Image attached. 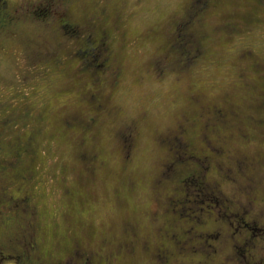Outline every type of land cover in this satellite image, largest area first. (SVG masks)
Returning a JSON list of instances; mask_svg holds the SVG:
<instances>
[{
  "label": "rangeland",
  "instance_id": "374dc122",
  "mask_svg": "<svg viewBox=\"0 0 264 264\" xmlns=\"http://www.w3.org/2000/svg\"><path fill=\"white\" fill-rule=\"evenodd\" d=\"M39 1L43 0H0L6 9L20 14L13 24L19 23L18 29L12 26L0 32V104L2 107L7 104L9 109L14 100L19 112L24 107L29 109L31 116L23 117L16 130L23 140L32 134L35 138L30 157L18 148L17 158L11 159L15 149L3 144L0 186L4 185L9 192L18 187L26 190L39 210L30 216L20 214L17 219L11 218V212L0 217V264H19L18 254L22 253L31 256L32 264L39 260L43 264H194L189 258L196 262L201 259L200 254L165 261L158 250L162 241L157 228H166L169 218L188 219L173 216L170 206L165 204L167 196L173 197L181 190L179 182L174 181L177 171L186 175L187 167L193 169L200 163L196 158L189 159L183 146L173 147L177 152L168 150L170 138L173 139L170 132L186 133L199 146L214 143L212 139L204 143L202 129L208 136H232L229 148L257 161V169L238 172L239 182L249 177L250 188L264 196V134L260 130L264 124V104H254V94L261 84L253 89L249 84L257 77L250 61L255 57L264 59V6L253 8L249 0H217L219 7L215 6V13L204 7L205 0H199L196 4L203 13L198 28L208 36L203 35L204 49L193 61L195 52L188 51L190 42L183 43L185 38L180 30L177 37L180 46L173 48L169 40L175 36L172 32L176 24L187 22L189 4L195 0H123L119 6L112 0L97 15L95 9L102 5L101 0H87L84 6L94 8L97 24L93 28L92 24L86 25L78 38L60 29L62 19L68 14L58 4L63 0H47L54 16L42 14L38 7L44 4ZM69 8L75 10L76 6ZM83 8L81 5V12L76 16L74 12L73 18L81 17L83 21L86 11ZM106 10L115 18L100 19L105 17ZM247 12L259 16L258 22L246 21L241 14L245 16ZM225 17L229 20L226 26ZM233 23L238 29L226 32ZM90 29L96 37L102 30L111 29L107 54L113 59L107 68L112 69L113 80L111 74H105L110 77V85L104 83L103 95L100 94L105 106L92 123L89 120L96 108L87 103L85 92H93L91 87L98 89V86L78 66L81 57L76 53L85 45L88 32H93ZM61 31L63 35H59ZM42 35L50 39L51 47L63 46L65 50H59V58L65 60V65L57 64L53 57L35 58L37 53L32 50V43L33 40L47 43ZM57 36L63 43L58 44L61 39H55ZM118 67L120 76L114 71ZM117 79L118 85L112 86V81ZM224 108L236 111V115H229L239 118L224 126L220 133H213L215 122L209 116L216 113L215 109L222 114ZM1 109L0 119L4 116ZM89 125L91 130L87 129ZM128 131L133 136L129 153L124 142ZM12 132L6 131L5 135ZM81 148L87 151L86 156L80 152ZM171 160L174 163L185 160V165L176 169V165L169 166ZM17 170L19 175H11ZM209 173L215 178V169ZM164 174H169L172 180L163 178ZM220 183L227 195L233 194V181L223 178ZM78 186L87 187L92 194L84 204L75 194ZM66 188L73 189V198ZM2 197L0 204H6ZM25 200L17 203L27 205ZM219 201L228 204L222 197ZM262 205L256 209L260 213L257 224L251 223L249 228L255 235L261 234L252 240L251 251L246 252L247 261L242 260L246 250L235 252L238 264H248L251 256L254 263L264 261ZM184 211L191 214L190 209ZM74 243H81V250L75 251ZM226 245L220 256L232 251ZM153 250L159 252L154 254ZM224 260L216 257L213 264H223Z\"/></svg>",
  "mask_w": 264,
  "mask_h": 264
},
{
  "label": "trees",
  "instance_id": "16d2710c",
  "mask_svg": "<svg viewBox=\"0 0 264 264\" xmlns=\"http://www.w3.org/2000/svg\"><path fill=\"white\" fill-rule=\"evenodd\" d=\"M86 1L87 0H63V3H62V1L58 2V4L61 3L62 7H65V8L66 7L68 8L69 6H76L75 10L70 8L71 12L69 11V13H68L66 11L68 14H66V16L62 19L63 20L62 24L60 23L61 27H63L60 29H64V30L66 29L67 31L72 32L73 34L71 37H73V38L74 37L75 38L81 37L80 35L84 31V28L86 27V25L89 26L90 24H92V28H93V26H96V24H97L96 23L97 18H93L94 8L93 9H91V8L85 9L84 4ZM110 1H112V0H110ZM198 1L199 0H197V1L195 0V2H191L189 4L190 15H188L189 17L187 18V22L186 21L184 22V20H183V22H181L180 26L177 29L178 31L176 30V32L174 34L175 36L174 37L172 36L173 39L169 40L170 45L173 48L180 46L179 44H177L179 42L178 41L179 39L177 37H178V32L181 31L180 34L183 35V38H185V39H183V43H185L186 41L190 42V44H188V46H187L188 48L190 47L188 49V51L191 53L195 52L194 53L195 55L193 54V61H195V58H197L200 55L201 51L204 49L203 35L205 37L208 36L202 30H200V28H198L199 25L201 24V20H202L201 14L203 13L200 10L201 8L196 4ZM205 1L206 2L204 4V7L205 8L208 7L207 9L211 10L210 12L214 11L215 13H217V11L215 10L216 9L215 6L219 7V2L217 0H205ZM249 1L251 3L250 5L253 8H256V6H264V0H249ZM42 2L39 1V3L44 4V6L38 7L40 9V11L42 12V14L52 13V15L54 16L53 10L50 7V2L47 0H45V1L43 0ZM109 2L108 3L106 1L101 2L102 3L101 7L104 9L106 7V5L109 4ZM105 3H107V4H105ZM45 5L47 7H45ZM81 5H83L84 9L86 10L84 15H83V21L80 18H79L80 20H76L75 18H73L74 12H77L78 8H80ZM191 5H192V7H191ZM253 8H252V10H253ZM35 10H36V8L34 7L32 9V13ZM87 10H89V11H87ZM102 12H103V10H102ZM109 14L107 11V13L104 14L105 17L103 16L100 19L103 20V19L107 18V21H108V20H110V18L111 19L115 18V15L113 13H111V11ZM236 14L238 15L240 13H236ZM95 15H97V14H95ZM19 16H20L19 13L16 14L15 12L9 10V8L6 9L5 3L0 2V32L1 31L6 32L7 28H12V26H15L16 29H18V27L20 26L19 23L16 25H13V24L16 23ZM75 16H76V14H75ZM241 16L243 18H245V20L248 22H250V21L258 22L257 19L259 18V16H254L251 12H247L245 16H244V14H241ZM224 22H225L224 26H226L229 23L228 17L224 18ZM237 29H238V25L233 23V24L227 26L226 32L231 33ZM90 30H92V29H90ZM60 34H62V31L59 33V35ZM64 34H65V32H64ZM110 34H111V29H109V31L108 30H102L100 33V36H98V37L95 36L94 31L93 32L89 31L88 37L92 38V39L87 38V40L85 41V45L82 44L81 48H78L76 51V53H78V55L81 57V62L78 63L79 64L78 66H80L82 71L88 72V75H89V77H91V80L94 83V85L98 86V89H94L91 87V91H93V92H89V91L85 92V94H86L85 97L87 99V103L90 106H93L96 108V112L94 113L93 116H91L89 123H92L93 121H95L94 116L96 115V113H99L101 110H103L104 106H105L103 104V101H102L103 98L100 95L103 92L102 88L104 87V83L107 84L109 82V79H110V77L106 76L105 74H111L110 76H111V79L113 80L112 69L109 68L107 70L110 63L113 61L112 57L108 56L110 51L107 52V50L109 48V43H110L109 42ZM43 35L46 36L47 33H43ZM43 35H42V38H44L47 41V43L43 42L42 40L41 41L40 40H33L32 50L34 49V52L37 53V55L35 54L36 55L35 58L39 57L41 59L42 57L43 58L44 57H47V58L53 57V59L56 60L57 64L63 63L62 65H65L66 64L64 62L65 60H61L59 58V50L60 49L62 51L65 50L63 48V46L57 45V48H56V46L52 45L53 47H51V45L48 44V42H50L49 41L50 39L47 40V37H44ZM50 36L53 37L51 34H50ZM65 37H67V36L65 35ZM67 38L69 40H72L69 37H67ZM190 38H191V41H190ZM55 39H57V40L61 39L58 41V44H61L64 41L62 38H59V36H57V38H55ZM52 44H53V42H52ZM181 46H184V45H181ZM245 51H249V50L245 49ZM254 59H256L255 62L253 61ZM254 59H252V61H250V60L249 61L251 62V64L254 63V67H253L254 70L253 71L257 77H256V79L253 80V82L249 81V84L252 87V89L254 88V86L259 85L258 83L261 84V87L258 86L256 93L254 94L255 95L254 104H257V105L261 104L262 105V104H264V100H263L264 99V93H263L264 81L262 82V79H264V59H259L257 57H255ZM66 69L67 68H63V70H66ZM110 71H112V72H110ZM114 71L117 73L118 76H120L121 72H120L119 67ZM101 76H104V78L101 79L100 78ZM118 81H119L118 79L115 81H112V86L116 87L118 85ZM258 91H260V92H258ZM9 105L11 108V109L9 108L11 110V112L8 109L7 104L4 105L5 107H2V104H0V106H1L0 108H2L1 109L2 115H3V111H4V116H2V118L0 119V149L3 150V148H4L3 144L8 145L9 148L10 147L14 148L15 150H12L13 154L12 155L10 154L11 159L17 158L18 152L16 151V149L18 150V148L21 149L22 151H24L23 155H25V153H26L30 157L34 151L33 145H32V143L35 139L34 135L32 134L27 139L25 138V140H23V136H19V134L17 133L18 130H16V129L18 128V126L21 125V124H19L20 120L23 117H30L32 113H31V111H29V109H27L25 107H24V111L19 112V109H18L14 100H13L12 104H9ZM259 110H261V109H259ZM215 111H216V113H213L212 115L209 116V117H211V121L213 120L212 122H215L211 128V132L214 131L213 133H216L218 131L220 133V131L222 130V128L224 126L228 127V123H230L233 119L238 120V118H239V117L235 118L234 116H232V115L237 114V112L234 110H228L227 108H224V111L222 114H219V110H217V109H215ZM230 113L232 115H229ZM35 118H36V114H35ZM42 118L38 119V121H41ZM206 121L210 122L209 120H206ZM87 129L91 130V126L90 125L87 126ZM185 129L187 130V126L184 128V130ZM260 130L263 131V132H261L263 135L264 134V124L260 125ZM6 131H13V132L11 134L5 135ZM240 131L242 132V129H240ZM172 132H173V139H172V137L170 138V142H169L170 147L168 149V150H170V152H174V151L177 152L179 150H176V149H181V146H183V148H186L185 150L188 152L186 155L188 156L189 159H192V160L195 159L196 155H200L201 153H206V148H205L206 146L196 145L195 141H193V138H190V136H187L186 133H181V132L178 133L179 131L176 132V130H175V131L170 132L171 135H172ZM201 133H202L201 137H202V139H204L205 144L207 142H209L210 139H212L210 141H213L214 144H217V145L221 141L223 142V147L221 145H218L220 152L215 154L216 159L214 160V162L218 165V167H220V170L222 171V173L226 172V171L230 172V170H232V169H229V168H233V165L229 162V160L234 165H235V163H239V162L244 161V163H245L244 165L247 166V168L245 169V173L247 170L249 171L250 169L256 168L257 161L255 158H253L250 155L235 152L229 148V144H230L232 136H229L227 134H223V135L212 134V135L208 136L207 133H204L203 129H202ZM179 138H180V141L178 140ZM9 141H12V142L9 143ZM173 147H177V148L174 150ZM81 149L83 151L80 150V152L84 153L83 155L86 156L87 151H85L84 148H81ZM1 150H0V153H1ZM185 150L181 153L184 154ZM232 158L239 160V162H237L235 160V163H234V160ZM2 160H4V158L0 157V161H2ZM174 162L175 161H172V160L169 161L168 162V164H170L169 166L176 165L174 168L178 169L180 166L183 167L185 165V163H184L185 160L181 161V163H180V161H178V163H180L179 165H178V163H174ZM190 171L193 172V169H191V167H189V168L187 167V173ZM0 172H1V169H0ZM215 172H216V175H214V176H218L220 171L219 172L215 171ZM19 173H20V170H17L15 172L11 173V175H19ZM23 173L27 174L26 172H23ZM208 174H205V179L204 178L199 179L197 177L196 179L193 178L192 180H190L191 178H188V175H187V178H188L187 179L186 177H184L186 175H183L181 172H179L178 173L179 177H180V175H183L182 176L183 177L182 182L180 181V179L178 178L177 175L175 176L176 178L174 179V181H178L179 184L181 185V187H183V185H185L184 194L187 193L186 197L188 199H190V201H188L187 204L189 206H192V208H190L191 213L193 212L195 214V212H196L195 208H197V207H199V209L200 208L202 209L203 207H205L206 209H209L208 207H210V204H211L210 198H214L211 195L212 190H206V195L203 194V192H202L201 187H203L205 184L209 183L207 175L210 176V173H208ZM166 176L169 177V174H166ZM189 177H192V174H190ZM209 178L213 179V178H211V176ZM183 179H184V181H183ZM239 179H240V177H239ZM83 187H84V189H82L81 186L80 187L78 186V190H76V191H78V193H75V194L78 195V197L81 200V203L84 204L85 202H87L91 199L92 194L90 191L87 190V187H85V186H83ZM72 190H73L72 188H66V192H68V195L71 198H73V196H74V193L72 194V192H71ZM9 191L10 190H7L4 185L0 186V196H3L2 198H4L1 200L6 201V204H2V203L0 204V217L4 214L7 215L8 213L11 212V214H12L11 218L13 216V219H17L20 216H22L20 214H23V215L28 214L30 216L31 214H33V212L34 213L37 212L38 208H35V203L31 202L33 200L30 198L29 194L26 193V190H22V188L18 187L16 191L15 190L14 191L12 190V192H9ZM18 193H20V194H18ZM20 196H22V197H20ZM23 197H26V198H23ZM20 199H23V200L26 199L25 203H27V205L22 206V204L17 203V201H19ZM67 206H68L69 210L73 211V208L71 205H67ZM74 206L77 207L75 205V203H74ZM79 210L81 211V208ZM38 212H39V210H38ZM174 213L177 214V212H175V211H174ZM178 216H185L186 217L187 213H186V211H183L182 215H181V213H179ZM252 219H254V216L252 217ZM75 242L77 243V241H75ZM76 243H74L75 246L77 245ZM78 244L81 245V243H78ZM176 258H178L177 255L175 256V258L173 257V259H176ZM30 259H31V256L27 258L28 263H29ZM23 260H24V258H23ZM43 263H44L43 260L37 261V264H43ZM159 263L160 262H158V264ZM21 264H24V262H22Z\"/></svg>",
  "mask_w": 264,
  "mask_h": 264
},
{
  "label": "flooded vegetation",
  "instance_id": "af4514ba",
  "mask_svg": "<svg viewBox=\"0 0 264 264\" xmlns=\"http://www.w3.org/2000/svg\"><path fill=\"white\" fill-rule=\"evenodd\" d=\"M105 1L108 3L110 0H101V2ZM122 2L123 0H116L115 2H113V4H117V6H119L122 4ZM106 7L108 8V5H106ZM117 9H119V7H117ZM65 10H67V12L69 13L70 8L66 7ZM102 10H105V8L103 9L100 6L95 9V12L97 14L100 11L102 12ZM77 12H81V7L78 8ZM77 12H75V14ZM180 24L181 22L176 24V28L172 32V34H175ZM131 130H133V128ZM132 137V133L128 131L127 137L124 140L125 146H127L126 150H128V153L133 146V144L131 143ZM218 145H221L223 147V142L221 141ZM218 145L214 143L205 145L206 153H201L200 155L195 156L196 159L200 160L199 166L194 167L193 172L190 171L185 176L187 178L188 175V178H191L190 180H192L193 178L196 179L197 177L199 179H205V174L209 173V171L212 169L221 172H219V175L215 176V178L213 179H210V176H208V174L207 178L209 183L201 187L202 192L205 195L206 190H212L211 195L214 198H210L211 204L210 207H208L209 209H206L205 207L199 209V207H197L195 208V214L193 212L191 214H187L188 219L174 221L169 218L167 219V221H169V224L166 228H157L158 237L160 231L162 241L161 247L158 250H160V255L162 256V258H164L165 261L169 260V258H175L176 255L178 257L182 256L184 258L187 255L200 254L201 259L196 260V262L193 258L189 259L193 261L194 264H213V261L216 257H223L225 259L222 262L223 264H238L235 261V252H237V250H246L244 251L245 253H242V260L247 261V256L249 253L246 252L251 251L250 247H252V240H254L256 235L261 234L260 232H256L255 235L254 230L252 228H249L251 227V223L257 224L260 213L256 212V209L260 203L264 204V196L261 197L259 194H257V189L253 190L250 188V181L248 180L249 178L247 179V181L245 180L244 182H239V177L237 176L239 174L238 172L245 173V169L247 168V166L244 165V161L239 162V160L232 158L234 160V163L235 160L239 163H235L234 165L229 160V162L233 165V168L229 169L232 170H230V172L226 171L222 173L220 167H218V165L214 162V160L216 159L215 154L220 152ZM177 172L179 173L180 171ZM190 174H192V177H189ZM169 177H167L166 174L163 175V178L172 180ZM223 178L227 180L229 179V182L233 181L234 183L235 191L230 196L227 195L222 189L220 181ZM180 181L182 182V178L180 179ZM186 195L187 193L184 194L183 187H181V190L178 194L176 193L173 197H166L167 203L165 204L167 206H170L169 212L173 213V216L177 217L178 219L184 218L182 216H178L179 213H181L182 215V212L184 210L192 208V206H189L187 204L190 199H188ZM238 196H242V198H245L246 201H243ZM221 197L228 204H226L225 202L221 203L219 201ZM263 207L264 206L262 205L261 208ZM174 211L177 212V214H175ZM211 211H214L216 214L211 215ZM253 216L254 219H252ZM218 217L222 219V223L218 222ZM228 218H231L232 220L226 221L228 220ZM213 221H216L217 224H213ZM248 229L251 231L249 232ZM147 242L148 241H146V243ZM226 244L230 245L228 250L232 251H228L225 253V255L220 256L221 250L227 247ZM80 249V244H77L74 248L75 251H78ZM158 250H153V252L155 251L154 254L156 252H159ZM18 256L19 258H17V263L21 264L22 262H24V264H32V262H30L31 260L29 261V263L27 262L28 257L24 253L18 254ZM23 256H25L24 260ZM39 256L42 257L41 254ZM253 258L254 257L252 256L250 257L248 264H264V261L254 263Z\"/></svg>",
  "mask_w": 264,
  "mask_h": 264
}]
</instances>
